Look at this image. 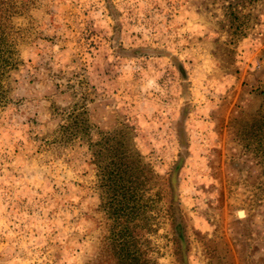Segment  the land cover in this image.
I'll return each instance as SVG.
<instances>
[{
    "label": "rangeland",
    "instance_id": "obj_1",
    "mask_svg": "<svg viewBox=\"0 0 264 264\" xmlns=\"http://www.w3.org/2000/svg\"><path fill=\"white\" fill-rule=\"evenodd\" d=\"M23 1L0 264H118L100 140L133 168L140 264H264V0Z\"/></svg>",
    "mask_w": 264,
    "mask_h": 264
},
{
    "label": "trees",
    "instance_id": "obj_2",
    "mask_svg": "<svg viewBox=\"0 0 264 264\" xmlns=\"http://www.w3.org/2000/svg\"><path fill=\"white\" fill-rule=\"evenodd\" d=\"M25 6V2H21V0H0V91L8 72L16 67L18 62L15 55L14 18L23 14ZM76 119L78 120V117ZM78 122H81L84 127L87 126L84 119ZM99 144L107 146L108 156L105 172L108 185L112 189L113 200L110 207L113 209L114 230L117 229L113 233L116 239H113L111 243V255L117 257L118 264H140L139 257L130 249L131 244L135 243L136 240L132 228L133 220L129 215L130 213L125 211L126 208L130 207L128 200L132 195L130 194L129 182L134 174L133 168L127 164V152L121 150V146L118 147L116 144H109L102 140ZM130 238L132 239L130 240Z\"/></svg>",
    "mask_w": 264,
    "mask_h": 264
}]
</instances>
